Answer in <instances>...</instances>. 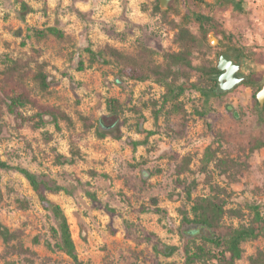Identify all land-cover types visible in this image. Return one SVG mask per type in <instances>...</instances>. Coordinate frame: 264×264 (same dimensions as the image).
<instances>
[{
    "label": "rangeland",
    "instance_id": "374dc122",
    "mask_svg": "<svg viewBox=\"0 0 264 264\" xmlns=\"http://www.w3.org/2000/svg\"><path fill=\"white\" fill-rule=\"evenodd\" d=\"M23 1L31 11L20 10V0H0V70L7 57L26 60L32 71L40 65L49 87L40 90L27 77L25 85L31 97L41 105L59 107L73 124L59 121L56 129L49 114L43 116V126H35L37 118L30 122L16 119L2 102L9 84L2 83L0 75V158L70 190V194H47L62 206L80 259L88 264H154L157 260L183 264L177 226L179 209L188 204L175 173L182 156L191 158L190 170L183 176L198 182L195 195L208 194L210 179L227 189L228 207H240L244 222L251 218L248 205H260L264 215V108L260 109L254 98L264 84V43L250 30L245 32L252 26L250 9L239 14L231 5L203 0L199 10L216 19L232 38L230 41L222 31L208 30L203 45L193 49L192 61L202 67L212 65L221 50L235 51L234 42L247 55L253 85H240L229 93L209 97L189 89L179 100L184 112L168 114L165 108L154 124L149 102L159 100L163 88L152 81L133 80L118 86L114 83L118 71L115 63L92 61L86 48L97 50L107 44L132 53L142 44L154 50L157 62H161L164 52L178 48L174 33L183 24L184 12L196 9L195 0H170L166 9L159 10L157 0ZM257 2L264 5L263 0ZM50 25H56L65 37H37L33 33V29L44 30ZM184 25L199 34L196 22ZM208 32L220 40L219 45L208 43ZM198 75L193 73L191 80ZM200 86H205L203 80ZM109 97L122 103L123 114L116 128L124 135L144 138V133H137L134 127L140 120L138 110L144 116V129L154 131L135 151H126L123 139L111 144L110 136L108 144H98L93 130L84 134L81 130L78 113L92 119L105 114ZM18 111L31 116L37 109L28 104ZM208 146L218 157L242 163L235 180L219 173L212 163L206 173L201 170V158ZM141 169L151 173L144 181ZM84 189L95 198L87 197ZM154 198L161 213L152 211ZM0 222L17 231L23 249L28 250L9 248L0 237V264H73L63 252L45 245L55 241L51 230L54 220L41 207L28 181L14 170L0 171ZM155 241L179 249L170 257L157 255L152 249ZM243 248L236 264H249L248 257L264 248V230Z\"/></svg>",
    "mask_w": 264,
    "mask_h": 264
},
{
    "label": "trees",
    "instance_id": "16d2710c",
    "mask_svg": "<svg viewBox=\"0 0 264 264\" xmlns=\"http://www.w3.org/2000/svg\"><path fill=\"white\" fill-rule=\"evenodd\" d=\"M196 9L187 10L182 15V23L178 25L174 33L173 41L177 49L164 52L162 61L157 62L154 50L140 44L134 52L127 53L110 45L94 50L86 48L89 58L103 64L115 63L118 71L114 77V83L122 85L125 80L138 82L152 81L163 88V93L159 100L149 102L154 124L157 123L163 110L169 114L184 112L180 103V97L189 89L202 92L206 97L213 91V86H200L201 80H206L205 75L212 72V65L202 67L199 64H193V49L203 45V39L208 30L222 31L224 28L211 15L200 11V3L203 0H195ZM221 6H230L235 9H241L240 2L234 0H217ZM156 8L159 10L158 0ZM20 10L29 12L31 7L23 0H20ZM164 13V12H163ZM24 16H21L23 18ZM191 21L198 24L199 34H195L184 25ZM37 37L53 35L55 38L62 39L65 34L56 25L45 27L44 30L33 29ZM225 37L231 41L232 34L227 33ZM233 50L241 54L239 46L232 42ZM198 73L196 80H191L193 73ZM2 83L9 84V90L4 93L2 102L8 113L13 114L16 119L21 121H32L37 118L35 126L45 125L44 115H50L51 123L56 129H59V121H65L67 125H72V118L62 109L56 106L41 105L37 100L31 97L30 92L25 85V80L30 78L40 90H46L49 87L48 76L38 65L37 69L32 71L26 60L19 58H6L4 67L0 70ZM257 82L254 81V84ZM3 91H5L3 89ZM255 98V95H254ZM32 105L37 109L34 115L24 116L18 111L19 108L26 105ZM107 112L95 119L78 113L81 121L83 134L93 130L97 138L111 136L120 139L122 134L116 128L120 116L123 114L122 103L115 97H109L105 101ZM136 112V109H132ZM139 112L140 120L135 122V130L138 133H144V138L139 140L126 137V142L133 148L146 143L148 137L154 131L144 129L142 121L144 116ZM166 116V115H165ZM112 125V126H111ZM73 162V159H71ZM191 158L182 156L181 161L175 166L177 182L182 185L183 193L188 207L179 209L180 221L177 226V234L182 241L183 264H236V261L242 258L244 253L243 244L250 240H255L262 235L264 230V215L261 206L258 204L248 205L251 212V218L244 222V212L240 207H228L229 192L225 187L220 186L208 179L209 192L204 195H195L198 182L196 179L187 180L183 174L190 170ZM212 163L214 168L221 174L226 175L230 180H235L236 175L241 172L242 163L230 157H218L214 149L208 146L201 158V170L206 173L208 165ZM14 170L19 172L28 181L32 190L35 192L41 207L48 211L55 223L52 227L54 243L49 241L45 245L56 251H61L67 255L73 264H88L79 258L76 245L70 229L68 218L62 206L48 197L47 193L63 191L70 194V190L55 181H49L41 175L32 172L21 165H12L0 158V171ZM142 179L150 176L148 169H141ZM182 176V177H181ZM87 197L94 199L95 195L84 189ZM157 199H152L155 213H161L162 210L157 206ZM27 204H25L26 207ZM148 209V208H147ZM237 219V223H225L224 219ZM0 237L9 248L20 249L24 252L22 243L19 240L17 231H10L7 226L0 222ZM17 240L15 245L10 242ZM153 251L159 255L170 257L179 247L176 245L160 244L155 241L152 244ZM28 251V250H27ZM249 264H264V248H258L254 254L248 257ZM154 264H174L173 262H163L157 260Z\"/></svg>",
    "mask_w": 264,
    "mask_h": 264
},
{
    "label": "flooded vegetation",
    "instance_id": "af4514ba",
    "mask_svg": "<svg viewBox=\"0 0 264 264\" xmlns=\"http://www.w3.org/2000/svg\"><path fill=\"white\" fill-rule=\"evenodd\" d=\"M234 1L240 2V4H241V9L238 10V9L233 8L235 10V12H237L239 14H244V13H246V11L248 9H250L249 15L251 17H249V18H252L253 20L251 21V25H252L251 28H249V27L246 28V31H245L246 34H248L247 31L250 30L249 33L254 34L256 36H259V38H261L260 40H262V43H264V5H261L260 3H258L257 0H234ZM208 34H209V32H208ZM207 39H208V35H207ZM213 41L215 42V45L220 44V40H218V39L213 40ZM245 44H247V43H245ZM220 52H224V53L228 54L230 56V58H232L235 62L239 63V68H238L236 74L239 78H241V80L237 84H235L230 90L221 89L220 82H219L218 78L211 76V75H216V74L223 72L222 70H219L215 67V64L217 62L218 55ZM220 52L217 53V55L215 57V61L212 64L214 69L212 70V72H208L205 75L206 80H203L205 87L207 85L208 86L211 85L214 87L213 91L210 92L209 96H221L223 94L231 92L234 88H236L240 85H246L247 87L252 86L253 80H254V78H253L254 73H253L252 69H250L247 65V62H246V59H247L246 56L247 55H246L245 51H240L241 54H238V52H236V51L223 49ZM262 85H264V84H262ZM262 85H260L258 87V89L261 88ZM200 94L205 96L202 92H200ZM257 106L260 109L264 108V105L262 107H260L258 105V103H257ZM227 107L230 108L231 106L228 105ZM234 114L237 115L236 112H234Z\"/></svg>",
    "mask_w": 264,
    "mask_h": 264
},
{
    "label": "water",
    "instance_id": "95a60500",
    "mask_svg": "<svg viewBox=\"0 0 264 264\" xmlns=\"http://www.w3.org/2000/svg\"><path fill=\"white\" fill-rule=\"evenodd\" d=\"M169 1L170 0H158L159 8L166 9ZM213 40H216L215 37H213V32H209L208 43L210 45H213ZM215 67L223 71L222 73L211 75L212 77L218 78L221 89L230 90L235 84H237L241 80V78H239L236 74L239 68V63L235 62L232 58H230L228 54L220 52ZM255 99L260 107L264 105V85H262L261 88L256 91ZM47 118L48 117H44V120ZM81 234L82 236H84L85 231L82 230Z\"/></svg>",
    "mask_w": 264,
    "mask_h": 264
},
{
    "label": "crops",
    "instance_id": "0c3cea01",
    "mask_svg": "<svg viewBox=\"0 0 264 264\" xmlns=\"http://www.w3.org/2000/svg\"><path fill=\"white\" fill-rule=\"evenodd\" d=\"M77 10H80V9L77 8ZM119 131H120V133L122 134V137H121L120 139H115V138L112 137L113 140L110 141L111 144H113V145L116 144V145H117V141L123 139L124 142H125L126 145H127L126 148H125L126 151H129V150H130V151H131V150H132V151H135L139 146H141V145H138V146L133 150V148H132V147L126 142V140H125L126 137H130L131 139H134V140H139V139L133 138V137H131L130 135H124V134H123V131H121V130H119ZM137 133H138V132H137ZM108 137H109V136H107V137H105V138H97V137H96V138H97L96 142H98V144H101V145H102L103 143L108 144V143H107V139H108ZM110 137H111V136H110ZM130 148H131V149H130ZM141 172H142V170H141Z\"/></svg>",
    "mask_w": 264,
    "mask_h": 264
}]
</instances>
